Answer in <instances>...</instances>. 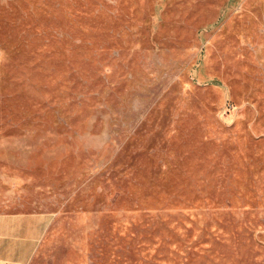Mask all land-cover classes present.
<instances>
[{
	"label": "rangeland",
	"instance_id": "374dc122",
	"mask_svg": "<svg viewBox=\"0 0 264 264\" xmlns=\"http://www.w3.org/2000/svg\"><path fill=\"white\" fill-rule=\"evenodd\" d=\"M29 264H264V0H0V211Z\"/></svg>",
	"mask_w": 264,
	"mask_h": 264
},
{
	"label": "crops",
	"instance_id": "0c3cea01",
	"mask_svg": "<svg viewBox=\"0 0 264 264\" xmlns=\"http://www.w3.org/2000/svg\"><path fill=\"white\" fill-rule=\"evenodd\" d=\"M52 220L49 211H0V264H29Z\"/></svg>",
	"mask_w": 264,
	"mask_h": 264
}]
</instances>
